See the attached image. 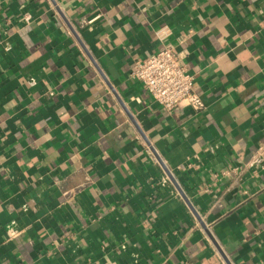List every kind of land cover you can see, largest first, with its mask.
Masks as SVG:
<instances>
[{
  "label": "crops",
  "instance_id": "1",
  "mask_svg": "<svg viewBox=\"0 0 264 264\" xmlns=\"http://www.w3.org/2000/svg\"><path fill=\"white\" fill-rule=\"evenodd\" d=\"M167 45L204 109L131 78ZM262 147L264 0H0V264H264Z\"/></svg>",
  "mask_w": 264,
  "mask_h": 264
},
{
  "label": "built area",
  "instance_id": "2",
  "mask_svg": "<svg viewBox=\"0 0 264 264\" xmlns=\"http://www.w3.org/2000/svg\"><path fill=\"white\" fill-rule=\"evenodd\" d=\"M130 76L141 82L152 98L167 110L190 108L200 111L205 108L203 98L195 90L193 75L169 45L146 56L136 57ZM250 166L264 169V147L258 151ZM164 179L169 180V176L165 175ZM7 232L9 237L19 234L14 228Z\"/></svg>",
  "mask_w": 264,
  "mask_h": 264
},
{
  "label": "water",
  "instance_id": "3",
  "mask_svg": "<svg viewBox=\"0 0 264 264\" xmlns=\"http://www.w3.org/2000/svg\"><path fill=\"white\" fill-rule=\"evenodd\" d=\"M165 171L167 173V175L169 176V178L175 183V185L177 186L180 194L182 195V197L185 199L188 207L190 208V210L193 212V214L196 216V218L203 224L202 220H201V216L199 215V213L197 212L196 208L193 206V204L191 203V201L189 200V198L187 197V195L182 191V189L180 188V186L177 184V182L175 181L174 177L172 176V174L170 173V171L164 166Z\"/></svg>",
  "mask_w": 264,
  "mask_h": 264
}]
</instances>
